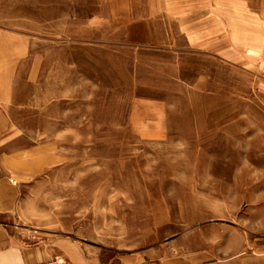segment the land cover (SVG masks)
Segmentation results:
<instances>
[{"label": "rangeland", "instance_id": "rangeland-1", "mask_svg": "<svg viewBox=\"0 0 264 264\" xmlns=\"http://www.w3.org/2000/svg\"><path fill=\"white\" fill-rule=\"evenodd\" d=\"M64 3L84 16L95 0ZM85 23L40 34L34 95L25 81L21 87L16 121L35 139L62 137L66 172L33 192L18 231L136 250L182 230L188 201L211 222L264 229V207L250 206L251 194H264V78L201 53L174 70L173 53H163V17L130 32H94ZM136 82H166L174 92L163 141H144L129 124ZM161 203L172 229L154 222Z\"/></svg>", "mask_w": 264, "mask_h": 264}, {"label": "crops", "instance_id": "crops-1", "mask_svg": "<svg viewBox=\"0 0 264 264\" xmlns=\"http://www.w3.org/2000/svg\"><path fill=\"white\" fill-rule=\"evenodd\" d=\"M59 1L0 0V264H42L53 258H63L71 264H264V229L246 228L237 222H211L209 211L190 206L189 201L182 205L178 221L184 225L182 230L171 233L165 244L136 250L115 247L113 243L99 244L96 239L89 242L83 237L41 235L31 240L28 234L18 231L26 207L34 208L33 192L54 173L60 176L66 172L60 171L66 164L62 137L58 134L35 139L16 121L23 81L34 95L37 48L44 45L39 37L49 33L51 25L57 26L52 30L59 33L70 31V26L75 31L83 21L94 32H130L136 23L149 25L163 17L169 35V44L162 46L163 53H167L166 49L173 53L170 64L174 70L189 68V54L201 53L264 78V3L95 0L83 16L76 6L67 11L65 0ZM140 1L145 3L140 5ZM136 16L145 19L137 20ZM171 79L176 85L184 84L182 78ZM135 87L129 124L144 141L165 140L173 108L170 84L136 82ZM256 188L253 193L258 191ZM250 201L251 207H264V194H251ZM160 205L154 211V222L172 229L175 221L167 207Z\"/></svg>", "mask_w": 264, "mask_h": 264}, {"label": "built area", "instance_id": "built-area-1", "mask_svg": "<svg viewBox=\"0 0 264 264\" xmlns=\"http://www.w3.org/2000/svg\"><path fill=\"white\" fill-rule=\"evenodd\" d=\"M13 183H16L15 180H13ZM42 264H71L70 262H68L67 260L63 259V258H53L50 259L47 262H44Z\"/></svg>", "mask_w": 264, "mask_h": 264}]
</instances>
